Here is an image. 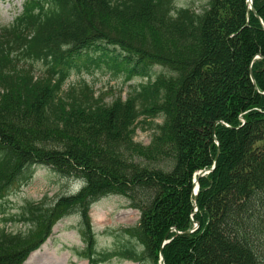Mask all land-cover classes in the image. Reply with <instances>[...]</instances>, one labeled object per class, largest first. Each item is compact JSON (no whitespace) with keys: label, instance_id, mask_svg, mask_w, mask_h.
Masks as SVG:
<instances>
[{"label":"trees","instance_id":"trees-1","mask_svg":"<svg viewBox=\"0 0 264 264\" xmlns=\"http://www.w3.org/2000/svg\"><path fill=\"white\" fill-rule=\"evenodd\" d=\"M253 8L259 18L247 0L201 12L174 0L25 1L0 27V201L37 167L82 186L28 202L11 219L25 231H0V264H24L71 215L89 264H264V0ZM83 59L148 82L111 104L87 84L64 93ZM142 118L162 119L148 146L135 139ZM108 196L140 212L110 252L90 215Z\"/></svg>","mask_w":264,"mask_h":264},{"label":"rangeland","instance_id":"rangeland-1","mask_svg":"<svg viewBox=\"0 0 264 264\" xmlns=\"http://www.w3.org/2000/svg\"><path fill=\"white\" fill-rule=\"evenodd\" d=\"M25 1L0 0V27L13 23L15 18L22 13ZM209 2L210 0H174V5L177 8H190L201 12ZM92 56L97 59L100 53L92 51ZM78 64L79 68L72 69L63 87L64 93H68L74 87L79 91L83 84H87L94 90L96 98L102 99L105 104H111L119 97L127 99L134 88L148 82V79L139 77L127 81L123 72L115 75L103 62L85 65V59H83ZM33 70L37 77H41L45 72V67L42 64H35ZM160 71L159 68L154 70L155 73ZM142 121L135 139L148 146L156 132V126L162 123V119L142 118ZM79 186L74 180L59 176L49 167L33 168L31 178L14 188L4 200L0 201V231L2 229L11 232L25 231L24 226L11 219L20 214L28 202H37L46 196L49 201H52L71 191H76ZM90 215L96 233L97 248L99 251L107 252L117 251L130 242L124 230L137 226L140 221V212L131 209L128 201L120 196H108L101 199L93 205ZM81 227L80 217L76 215L59 221L54 226L53 233L47 242L32 253L25 264H89L88 260L80 256L86 247ZM262 252L264 255V246H262ZM105 264L138 263L115 258Z\"/></svg>","mask_w":264,"mask_h":264},{"label":"water","instance_id":"water-1","mask_svg":"<svg viewBox=\"0 0 264 264\" xmlns=\"http://www.w3.org/2000/svg\"><path fill=\"white\" fill-rule=\"evenodd\" d=\"M252 2H253V0H248L249 10H251V11L255 14V16L258 18L257 13L255 12V10H254L253 7H252ZM251 77H252V79H253V74H252V73H251ZM214 167H215V166H214ZM213 169H214V168H213ZM206 173H209V172H203L202 175H205ZM195 186H196V190L194 191V193H195V196H196L195 202H196V205H197V202H198V197H197V195H198V189H199V187H198V182H197V181L195 182ZM162 264H164L163 258H162Z\"/></svg>","mask_w":264,"mask_h":264}]
</instances>
